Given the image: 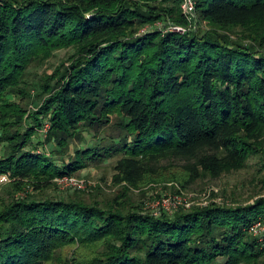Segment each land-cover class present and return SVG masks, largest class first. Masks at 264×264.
Wrapping results in <instances>:
<instances>
[{
	"label": "trees",
	"instance_id": "obj_1",
	"mask_svg": "<svg viewBox=\"0 0 264 264\" xmlns=\"http://www.w3.org/2000/svg\"><path fill=\"white\" fill-rule=\"evenodd\" d=\"M180 5L0 0V175L9 178L0 264L264 261L249 232L264 221V197L157 214L131 201L130 187H186L264 160V0H195L196 30L156 26L188 28ZM59 50L67 56L41 73L33 94L29 69ZM112 117L118 142L77 148L60 164L45 150L83 132L96 137ZM111 157L113 183L123 185L114 197H39L55 178Z\"/></svg>",
	"mask_w": 264,
	"mask_h": 264
},
{
	"label": "rangeland",
	"instance_id": "obj_2",
	"mask_svg": "<svg viewBox=\"0 0 264 264\" xmlns=\"http://www.w3.org/2000/svg\"><path fill=\"white\" fill-rule=\"evenodd\" d=\"M195 15L196 12H195ZM197 18V16H196ZM198 24L197 19L195 26L189 27L187 30H196ZM67 50L56 51L53 56L43 65H34L28 71V81L31 84V92L38 91L37 81L43 72H49L62 60L66 55ZM33 99V97H31ZM35 100V98H34ZM118 119L112 117V122L97 132L96 137H92L87 132L83 135L69 139L68 146L60 148L57 145H45V150L53 151L51 154L60 164L63 161H68L69 156L72 157L74 150L79 148L95 146L99 141L102 145H110L119 141L121 133L117 125ZM47 131H43L42 134ZM37 138L34 139L36 143ZM2 150V149H1ZM116 157L104 159L102 162L90 164L88 167L80 169L72 176H63L55 178L54 184L48 186L41 191L39 197H59L70 196L77 193L84 197L87 201L110 199L120 193L123 185L113 183L112 176L114 174L113 166ZM176 163L184 164L185 161L175 159ZM264 160L260 161L258 157L249 160L244 169L223 174L218 178H199L195 182L190 183L186 187L180 186L176 182H167L160 184H149L141 188H129L131 201L134 204H139L144 211L158 213L160 211L172 212L174 209H189L192 206H204L209 203L228 204V205H246L253 203L257 198L264 197V183L261 178L264 175L262 168ZM163 164H167L168 160H163ZM67 178H70L67 180ZM9 178L7 175H0V195L7 196ZM75 182L80 184L75 187ZM32 189L29 190L31 192ZM79 191V192H78ZM20 192L18 195H22ZM260 223L264 224L261 220ZM256 223L253 228H262L264 225ZM249 232L254 235V231ZM258 236V235H257ZM258 242L262 237L258 236ZM260 243V242H259ZM264 248V247H263ZM264 264V261L261 263Z\"/></svg>",
	"mask_w": 264,
	"mask_h": 264
},
{
	"label": "built area",
	"instance_id": "obj_3",
	"mask_svg": "<svg viewBox=\"0 0 264 264\" xmlns=\"http://www.w3.org/2000/svg\"><path fill=\"white\" fill-rule=\"evenodd\" d=\"M181 10L183 12V14L187 17V19L191 22V24L189 25V27H194L195 23H196V15H195V0H181ZM156 26H158L159 28H164L165 30H170V31H175V32H179V33H183L186 31V27L182 26V25H178V24H173L171 22H167V24L161 23V22H157ZM148 28V27H146ZM146 28L143 31L146 30ZM49 127L48 123L44 124L43 127V131H46ZM70 178H67V180ZM72 184H75V187H81L80 184L75 183V182H70ZM157 214V213H155ZM256 223H260V221H257L255 223H253L250 226V231H254V235L256 238H259L258 236L262 237V242L261 240H259V242L261 243V245L264 247V226L260 229L258 228H253ZM260 225H264L262 223H260ZM258 235V236H257Z\"/></svg>",
	"mask_w": 264,
	"mask_h": 264
}]
</instances>
